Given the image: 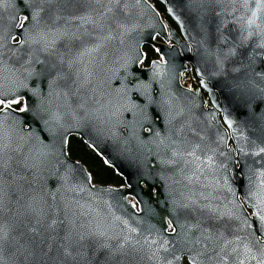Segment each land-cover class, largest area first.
Masks as SVG:
<instances>
[{"label":"water","instance_id":"95a60500","mask_svg":"<svg viewBox=\"0 0 264 264\" xmlns=\"http://www.w3.org/2000/svg\"><path fill=\"white\" fill-rule=\"evenodd\" d=\"M158 1L175 27L149 0H5L0 7V91L21 97L15 111L0 113L10 140L0 179V222L9 231L3 264H71L117 236L124 240L133 201L154 207L155 246L169 237L173 259L190 225H200L192 236L207 228L235 240L228 215L243 204L260 222L264 153H255L264 146V33L242 27L238 18L250 15L242 0ZM109 7L102 31L87 26L92 35L77 30L78 20L68 23ZM37 11L25 32L18 20ZM144 46L157 58L142 66ZM187 70L198 87L182 85ZM25 98L28 111L20 112ZM71 135L122 183H94L67 153ZM195 145L198 169L187 155ZM206 244L193 250L217 264L216 245ZM258 253L251 264H259ZM228 264H238L235 254Z\"/></svg>","mask_w":264,"mask_h":264},{"label":"snow or ice","instance_id":"6c2138e0","mask_svg":"<svg viewBox=\"0 0 264 264\" xmlns=\"http://www.w3.org/2000/svg\"><path fill=\"white\" fill-rule=\"evenodd\" d=\"M5 0H0V7L3 6ZM23 2V0H22ZM76 2H79V0H76ZM90 2L103 4L104 0H90ZM109 4L112 3H119V0H107ZM235 3L236 0H233ZM250 3V0H242V4L246 11H250V15L248 16H241L238 19L242 21V27L246 26V30L248 31L249 35H252L253 29H256L258 33H264V20H261V14L264 13V0H254L255 7L249 9L248 5ZM112 8H107L106 11H101L97 14L96 17H93L91 14H85L78 17H71L68 20V23H72L73 20H78L79 24L77 25V30L84 29L85 35H92V32L89 31L87 26H91L93 31H102L106 20L108 13L112 12ZM39 15V12H35L31 17L28 15H24L23 20H18V23L20 24L21 29H24L25 32H27V25L30 19H36V17ZM64 35H68V33H65ZM74 39H81V36L72 34ZM97 39H103V37H97ZM40 40L44 41V47L45 49L49 46V41L46 39L45 34L40 35ZM23 43H27L28 41H22ZM33 42H40L37 40H33ZM52 44L55 43V41H51ZM264 47V44L261 45ZM100 47V44H97L91 51H95ZM0 48H2V45H0ZM3 53L0 51V56H2ZM21 102V97L16 95L15 93H6L4 91H0V113H3L9 109H12L15 111V109L12 108L13 105H18ZM20 112H27L28 111V104L27 99L25 98L24 106L19 109ZM10 147V140L8 138V134L5 130L4 122L0 121V179H2L3 175V168H4V155L7 149ZM199 147V145H195L192 147V150L187 153L188 156L193 157L192 161H189L190 163H193L197 166V169L199 168V164L197 163L199 161V156L196 154V150ZM261 153H264V146L259 148V151L255 153V155H260ZM178 153H174L176 155ZM211 159V158H209ZM262 176H264V173H261ZM184 207H188V205H184ZM209 207V206H205ZM261 211H264V209H261ZM3 212V195H2V186H0V213ZM261 221L264 222V215H261L260 217ZM37 223L39 224L40 221L37 220ZM56 221L52 222L51 226H54ZM125 224L127 222H124ZM192 229H200V225L197 223L195 225H190L189 230L183 234H181L176 244L180 246L181 248H185L188 251H192L193 248L196 245H200L204 242H207V244H215L216 247L212 249V251L215 253V257H218L217 264H228V256H231L233 254L236 255L238 264H245L243 259H240L241 254H243L245 257H248L252 249L248 246L247 243H245L242 238L237 237L235 240L228 239L224 236L223 233H220L219 235H216L215 233H212L209 229L205 228L201 231V234L199 236H192L191 232ZM32 232L39 235V232L36 228L31 229ZM129 231L135 232V228H130ZM166 231V230H165ZM171 232L173 234L176 233V228L172 227ZM9 239V231L7 230L6 226L0 222V250H2L3 245L5 241ZM82 239V238H81ZM128 243V239L125 238V240L119 245L120 249H123L125 245ZM145 243L148 245L149 248H151L153 245L157 244V240L152 239L151 241L145 240ZM169 239L167 237H163V242L159 244V247L153 252V256H156L157 253L160 250H163L165 252L169 251L168 248ZM207 244L205 245V250H207ZM231 246V247H230ZM219 248V251H216V248ZM264 248V246H262ZM241 249H243V252H241ZM227 251V255H224V253ZM65 255H71V252L67 247L64 248ZM202 252H197V255H203ZM262 257H264V252L261 253ZM213 257H210L212 259ZM251 259H256L254 255L251 256ZM180 260L179 255L174 256V260L171 259H165L163 261V264H174V261L178 262ZM0 264H3V258L0 256ZM189 264H196V257H190ZM200 264H204L203 261L200 262ZM259 264H264V258H262L259 261Z\"/></svg>","mask_w":264,"mask_h":264},{"label":"flooded vegetation","instance_id":"af4514ba","mask_svg":"<svg viewBox=\"0 0 264 264\" xmlns=\"http://www.w3.org/2000/svg\"><path fill=\"white\" fill-rule=\"evenodd\" d=\"M19 106L20 104L15 105V107ZM262 191L264 195V188ZM130 207L135 210L136 216L129 226L135 228L136 231L125 235V238L128 239V243L123 249H120L119 245L125 239L123 240L122 236H117L113 238V240L106 241L103 244L102 250L95 254L83 255L80 257L74 256L71 260V264H163L165 259L174 260L172 258L173 253L170 249V241L168 244L169 251L165 252L160 250L156 256H153V252L157 249L156 246L153 245L149 248L145 243L146 239L151 241L156 237L154 232V207L149 206L146 210L140 209L138 201H133ZM234 212V215L232 212L228 215L229 220H231V232L237 237L242 238L252 249L251 254L245 257L247 264H251V256L257 251L259 252L258 254L261 260L264 258L261 255V253L264 252V248H262V246H264V222L260 220L259 223H254L253 217L255 213L252 208L246 204L241 205L240 208L234 207ZM146 216L148 218L147 220L144 219ZM235 222L238 223L233 225ZM167 231L169 230L167 229ZM167 238L169 239V237ZM190 252L196 256L190 255ZM190 257H196V264H200V262L203 261V255H197L195 250L188 251L185 247L182 248L180 252L179 264H189Z\"/></svg>","mask_w":264,"mask_h":264},{"label":"trees","instance_id":"16d2710c","mask_svg":"<svg viewBox=\"0 0 264 264\" xmlns=\"http://www.w3.org/2000/svg\"><path fill=\"white\" fill-rule=\"evenodd\" d=\"M149 1L159 11L162 18L169 21V23L175 27L174 23L166 15L162 4L158 0ZM143 50L145 52L143 64L146 65L151 59L156 58V54L149 46H144ZM183 76L184 85L192 87L197 86V79L195 78L192 70L186 71ZM66 149L71 158L78 160L85 166L94 183L99 185H120L122 183V179L114 173L112 168L105 165L101 158L79 137L73 135L69 136Z\"/></svg>","mask_w":264,"mask_h":264}]
</instances>
